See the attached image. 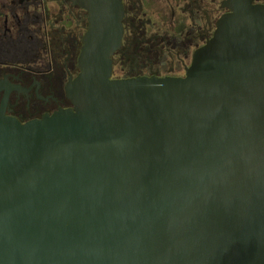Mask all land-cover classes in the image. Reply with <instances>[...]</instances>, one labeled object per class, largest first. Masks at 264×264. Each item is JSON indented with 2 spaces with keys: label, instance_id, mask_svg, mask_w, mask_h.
<instances>
[{
  "label": "water",
  "instance_id": "obj_1",
  "mask_svg": "<svg viewBox=\"0 0 264 264\" xmlns=\"http://www.w3.org/2000/svg\"><path fill=\"white\" fill-rule=\"evenodd\" d=\"M73 3L72 108L0 114V264H264V4L223 0L183 77L113 79L122 0Z\"/></svg>",
  "mask_w": 264,
  "mask_h": 264
},
{
  "label": "flooded vegetation",
  "instance_id": "obj_2",
  "mask_svg": "<svg viewBox=\"0 0 264 264\" xmlns=\"http://www.w3.org/2000/svg\"><path fill=\"white\" fill-rule=\"evenodd\" d=\"M222 1L122 0L123 36L112 70L118 58L119 79L183 77L226 12ZM86 28L87 14L73 0H0V114L25 123L72 108L65 85L78 73Z\"/></svg>",
  "mask_w": 264,
  "mask_h": 264
},
{
  "label": "rangeland",
  "instance_id": "obj_3",
  "mask_svg": "<svg viewBox=\"0 0 264 264\" xmlns=\"http://www.w3.org/2000/svg\"><path fill=\"white\" fill-rule=\"evenodd\" d=\"M221 0H215V2L218 4ZM221 11L217 12L215 15H214V18H213V21L218 18V16L220 15ZM138 52V49L137 51ZM130 54L134 55L135 53V49L134 47H131L130 51H129ZM116 60V63L114 64L113 66V70H112V78L113 79H119L120 77V67H119V62H118V58L115 59Z\"/></svg>",
  "mask_w": 264,
  "mask_h": 264
}]
</instances>
